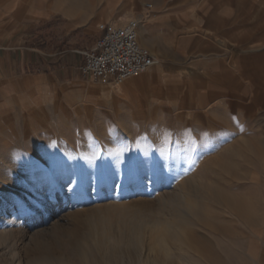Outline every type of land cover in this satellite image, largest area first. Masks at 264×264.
Instances as JSON below:
<instances>
[{"label": "rangeland", "instance_id": "obj_1", "mask_svg": "<svg viewBox=\"0 0 264 264\" xmlns=\"http://www.w3.org/2000/svg\"><path fill=\"white\" fill-rule=\"evenodd\" d=\"M189 4L0 0V189H8L7 175L13 174L17 185L22 182L10 170L14 163L18 173L34 171L23 185L50 178L52 184L62 181L66 186L74 179L81 191L91 178L96 186L105 182L100 187L122 182L117 195L114 186L103 198L83 190L86 197L67 200L51 211L48 204L43 215H24L9 224L11 244L0 243V264H264V50L250 52L247 59L238 55L242 77L226 72L231 54L235 58L240 48L264 45V28L247 35L234 27L232 45L223 49L214 40L223 42L230 35L210 24L209 13L195 9L202 20L193 22L192 40L177 52L166 42L165 31L162 36L154 31L147 41L140 29V45L165 77L149 89H136L128 81L117 88L83 77L81 58L71 60L68 73H57L60 68L54 70V64L44 60L45 54L66 49V42L73 40L76 54L87 52V34L101 24L125 16L139 20L156 8L169 12ZM201 49L207 51L199 53ZM171 70L181 75V83L169 96L165 88ZM200 75L205 76L202 94L210 99L197 97L198 103L193 95L195 105L184 97L182 83L196 85ZM113 208L158 213L162 223L149 229L145 222L129 233L127 226L145 218L125 223L117 217L119 249L78 252L83 245L93 246L94 240H76L70 231L89 233L95 210ZM51 224L61 230L25 239L23 232Z\"/></svg>", "mask_w": 264, "mask_h": 264}, {"label": "crops", "instance_id": "obj_2", "mask_svg": "<svg viewBox=\"0 0 264 264\" xmlns=\"http://www.w3.org/2000/svg\"><path fill=\"white\" fill-rule=\"evenodd\" d=\"M189 2V5H178L174 9L169 10V12L156 8L152 12H144L142 15H140L138 17L139 20L141 19L140 29H142V31L146 33V37L144 38L149 41V39L152 38L154 31L157 30L160 36H162L163 31H165L166 35L164 38L165 40L167 38L166 42L170 46H172L171 50L173 49L176 52L179 51L184 43L186 44L188 41L192 40L191 38L193 37L192 35L195 33V31L191 30L190 28L193 27V22L199 23L202 20L197 11H194L195 9L209 13L207 18L209 19L210 24L213 25L216 30L222 29V31L218 30L219 32H221V34H224L226 36L230 35V39L224 38L223 42L220 41V39L214 40V42L223 49L227 48L228 44H231L230 40L232 38L231 36L233 34L234 27L236 30H240L241 34L247 35L258 33L261 28H264L262 20L264 18V0H189ZM150 7L152 6L150 5ZM249 20H251V23H249ZM87 35L88 40L86 46L83 47L85 48V51L92 50L94 48V45L101 34L98 33L97 30V32H91ZM66 44L69 45L66 49L57 48L56 50L52 51V53L45 54V56L48 58L44 60L48 61L52 65L54 64L52 66L54 70H56L57 67L60 68L58 72L55 71L57 73H62V70H65V72L68 73V70H70L69 64L71 60L74 59V57L77 61L79 60V58H81L83 62L82 56L76 57L77 51L73 49V45L76 46L74 40L70 43L66 42ZM201 45L202 47L208 49V46H204L205 43H202ZM263 48L264 45H255L250 49L245 48L244 50L240 48V50L236 52L237 55L235 58L234 54H231V58L229 59L230 62L228 63L229 69H227L226 72L230 75H234V73H237L236 75L238 77H242V73L238 69V55L240 54L241 56H243L242 59H247L250 52L259 53L260 51L264 50ZM206 51L207 50L205 49H201L199 53L203 54ZM180 54L184 53L181 52ZM52 60H54V62H51ZM157 65L158 62L156 60L152 68H150V70L146 72V76L142 75V79L136 78L127 80L130 83V86L136 89H149V87L153 85V81H156L161 77L165 79L162 71H158ZM234 68L236 72H234ZM198 77L199 78H197L196 80V85L182 83L185 91L184 97L189 99V102L195 105L197 104V97L208 100L210 99V96H208V94H202V86L204 87L202 83L204 81L203 79H205V76L200 75ZM166 78L169 85L165 88V90L167 94L171 96L172 93L176 91L177 85L181 83V75L178 72L171 70L170 74ZM207 79L208 78H206V80ZM230 87L233 88V86ZM230 94L233 95V92H230ZM187 95H192V99L188 98ZM193 95L196 98H194Z\"/></svg>", "mask_w": 264, "mask_h": 264}, {"label": "bare ground", "instance_id": "obj_3", "mask_svg": "<svg viewBox=\"0 0 264 264\" xmlns=\"http://www.w3.org/2000/svg\"><path fill=\"white\" fill-rule=\"evenodd\" d=\"M140 20H138L139 23H140ZM128 21H130L129 17L125 16L124 18L116 20L111 25L121 26V25H124L125 23H127ZM140 28H141V25H139V29L138 30H140ZM153 64H152V66H153ZM152 66L150 68H152ZM150 68L148 70H150ZM145 73H143V74H145ZM136 78L142 79L143 76H142V74H140V75H137V76L132 77L130 79H136ZM127 80H129V79H127ZM127 80H125V81H127ZM119 86H116V87L120 88ZM5 97H6V95L2 96V98H5ZM50 98H51V96H47L46 97L47 100H50ZM25 99H27V98L23 97L22 101H24ZM27 129L31 130L30 127L27 128ZM5 166H9V164L7 163V165H5ZM10 170L14 174L16 173V176L20 177L22 182L19 183V184L20 185L22 184V186H24V188L20 189V188L17 187L19 184L17 185V182L13 180L14 177H12V175H13L12 174L11 175L12 178L10 177V175H9V177L7 175L8 182H9V184H7L8 189H6V190L0 189V228L3 231L2 233H0V243H2V244L5 243V245H8L10 243L8 241V238L12 237L11 235H12L13 231L11 230V227H9V226L10 225L13 226L15 220H17V219L20 220L24 215H32V214H34L35 216H38V215H41V214L43 215V213H45V211H46L45 207L48 204H52V206H53L49 210V211H51L52 209L54 210V208L56 209V206L58 204H60V203L64 204L65 201H67V200L68 201H72L73 199L77 200V198L86 197L84 195L88 191H91L93 195L98 194V196L100 198H103L105 195L106 196L108 195L110 188L112 189V187L114 186L115 190L113 189L114 192L113 191L112 192L117 195L118 192L121 190L120 188H121V185H122L121 184L122 182L117 179V182L113 181V180L110 181L112 183V184H110L111 186L106 185L107 184L106 183L105 185L100 187L101 184H104L105 182L99 184L100 186H96L95 185V183H97V182H95L96 180L91 178L90 181L88 180L86 182V184L84 185V189L83 190H85V194L82 195L80 192L83 191V190H81V191L78 190L77 186L75 185L76 183L74 182L75 181L74 179H71V180L69 179L70 182H68L67 179H66V181H67L66 186L64 184H62V181H60V182L55 181L52 184V182L50 181V178L47 179V180H44V179L43 180H38L36 182H32L31 181L27 185L26 184L23 185V181L28 179L34 173L33 169H29V171L27 170L25 172L22 171V172L18 173L20 171V167L14 163V164H12V167H11ZM2 176H4V175H2ZM2 176H1V179H6L5 177H2ZM52 176L54 177V175H52ZM89 177L90 176H88L87 179H89ZM9 178H11V179H9ZM69 178H71V177H69ZM54 179H56V177H54ZM26 181L28 182V180H26ZM63 182H65V181H63ZM2 185H4V183ZM91 197H92V195H91ZM110 208H112V207H110ZM46 212H48V211H46ZM47 214L50 215V214H53V212L52 213L49 212ZM157 214L148 212L147 210L130 211V210H125V209H114V208L105 211V213H101L99 210L96 209L95 212H94L93 217L91 218L93 220L94 224L92 225V229L88 231L89 233L85 234V233L82 232V229H80V228L79 229L78 228L77 229H73V227H72L73 230L70 231L71 233L69 235H70V237L75 238L76 240L80 239V238H83L84 241L88 242L87 237L88 238H92L94 240L93 246L90 245V247H88V246L86 247V246L83 245L82 249H78L77 248L76 250L78 252H80V253L81 252H85V254H89V253H108V252L111 253V252H115V250L117 248L119 249L120 248L119 246H121V244H120L121 238L116 237L115 234H114L115 219L117 217L121 218L122 222H123V220H125L124 221L125 223H126V220L131 222L132 220H137V219L141 220V218H145V221H143L144 223L140 222V221H137V222H133L132 224L127 226L128 230L126 232L130 233L131 230H133L134 228H143L145 222L146 223L148 222V225L150 226L149 229L160 226L162 222H161V220L158 219V215ZM81 216H82V213H81ZM121 220L119 219L120 222H121ZM146 220H148V221H146ZM86 225H88V224H86ZM59 229L61 230V227L58 224H51V225H49L48 228L39 229V230L34 231V232H29L28 234H27V232L26 233L23 232V234H24L25 239L27 238L28 240L32 241L34 239L42 238V237H44L46 235H50V234L53 235ZM117 230H118V228H117ZM14 232H16V230ZM20 236H21V234H20ZM21 237H20V239H21ZM19 241H22V240H19ZM9 246H12V245H9ZM10 252H11V250H10Z\"/></svg>", "mask_w": 264, "mask_h": 264}, {"label": "built area", "instance_id": "obj_4", "mask_svg": "<svg viewBox=\"0 0 264 264\" xmlns=\"http://www.w3.org/2000/svg\"><path fill=\"white\" fill-rule=\"evenodd\" d=\"M150 9V5L145 6ZM139 21L132 19L121 26L101 24L94 48L79 52L83 65L79 72L103 84L119 86L125 80L145 73L154 63L150 52L138 40Z\"/></svg>", "mask_w": 264, "mask_h": 264}]
</instances>
